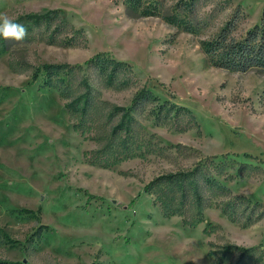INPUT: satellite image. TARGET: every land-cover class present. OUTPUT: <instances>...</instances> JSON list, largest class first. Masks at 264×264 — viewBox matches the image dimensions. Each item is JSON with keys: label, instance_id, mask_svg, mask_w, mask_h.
<instances>
[{"label": "rangeland", "instance_id": "374dc122", "mask_svg": "<svg viewBox=\"0 0 264 264\" xmlns=\"http://www.w3.org/2000/svg\"><path fill=\"white\" fill-rule=\"evenodd\" d=\"M188 1L0 0L15 21L58 11L81 33L68 28L51 45L56 21L45 37L0 53V261L264 264V75L215 68L201 46L231 19L237 39L262 25L264 0H200L194 32L165 18L184 19L176 6ZM98 54L134 74L125 66L110 80L112 69L86 65ZM44 64L81 69L69 80L75 98L89 96L81 126L44 73L32 81ZM143 88L159 100L132 112L131 137L114 136ZM205 165L221 174L201 215L191 199L182 216H166L157 200L164 184L145 192L159 177ZM231 247L252 253L240 260Z\"/></svg>", "mask_w": 264, "mask_h": 264}, {"label": "trees", "instance_id": "16d2710c", "mask_svg": "<svg viewBox=\"0 0 264 264\" xmlns=\"http://www.w3.org/2000/svg\"><path fill=\"white\" fill-rule=\"evenodd\" d=\"M137 3V0H134ZM198 2L200 0H189L188 2H182L176 6V9L183 11L185 13L184 19L177 21V16L165 17L167 23L174 25L177 24L184 28L188 32H194L193 30V21L190 19L192 14L195 12ZM218 3L229 4V1H220ZM237 17H240V9L236 11ZM145 16H160V13L157 11H149L143 13ZM191 15V16H190ZM168 18V19H167ZM58 21L59 25L53 30V33L48 37L47 42L51 45H54L58 42L56 34H62L66 29L73 31V35H80V31L75 30L74 26L68 21L63 19L58 11H44L41 13L28 14L19 17L16 22L21 23L27 28V37L25 40L17 42L12 39L5 40L0 38V53L8 52L17 45L27 44L36 40L41 39L40 37L46 36L53 25L54 22ZM236 28V20H229L222 30L211 40L203 41L201 46L205 56L209 59L211 65L215 68L222 69L229 72H235L240 74H247L249 72H258L264 75V22L262 25L255 27L252 30H249L243 37L237 39L233 36V32ZM39 33V34H38ZM41 33V35H40ZM46 34V35H45ZM40 35V36H36ZM72 35V36H73ZM57 36V35H56ZM75 39L64 40V46H73L78 44V41ZM62 42V41H61ZM86 65L98 69L101 74L107 75L109 69H112L108 76L110 80L113 79V72L118 70L121 67H127L130 73H133V70L128 64L125 63H115L112 65V61L108 59H103L101 54L93 57L86 62ZM80 68H74L70 65H54V64H44L36 69L32 73V81L35 82L39 79L42 73L45 74V85L50 88H56L59 90L61 97L66 101V109L75 116L76 128L81 126L82 122L85 121L88 112L89 96L87 93L80 95L79 97H74V92L71 84L69 83L72 80V75L80 73ZM67 79V80H66ZM70 80V81H69ZM87 86V85H86ZM85 86V87H86ZM87 91L90 90L88 89ZM159 99L154 97L153 94L143 88L137 92L135 95L132 105L129 112H125L123 115L124 122L119 126L115 127L112 131V134L115 136L117 133L124 132L126 134L125 140L128 136H132L130 133V123L133 120L131 117L132 112L136 110L139 106L157 102ZM84 102L83 108L76 110L77 104ZM168 105H162L159 107V115L163 113L164 110L168 109ZM181 111V110H180ZM184 111V110H183ZM79 113V117H76L75 114ZM126 113H129L126 116ZM212 165V164H211ZM213 166V165H212ZM215 169L210 170L207 165L203 168L200 167L192 174H179V175H168L162 176L151 182L145 187V192L148 194H154L152 192L155 188L166 185V189L162 191L164 194H170L167 199L163 193L157 196V200L160 202V206L166 216H182V212L187 209L188 204H191V199L194 201V212L196 215H201V202L202 198L206 197V194L215 193L217 189V181L214 177V172H218L217 175L221 174L219 170L220 167H214ZM201 180V181H200ZM203 184V185H202ZM207 188V193H201V188ZM205 189V188H204ZM178 195V197L176 196ZM212 196V195H209ZM242 200H246L242 198ZM190 202V203H189ZM229 211V209H228ZM30 213L31 211H24ZM202 218V217H201ZM199 219V222L202 219ZM240 253V260L244 259L246 255L251 254L252 251L247 249H236L231 247V251L227 250V253L233 252ZM0 264H21L13 263L9 261H0ZM242 264V263H236Z\"/></svg>", "mask_w": 264, "mask_h": 264}, {"label": "clouds", "instance_id": "9594fccd", "mask_svg": "<svg viewBox=\"0 0 264 264\" xmlns=\"http://www.w3.org/2000/svg\"><path fill=\"white\" fill-rule=\"evenodd\" d=\"M28 33L25 25L16 22L7 15L0 13V38L20 42L26 39Z\"/></svg>", "mask_w": 264, "mask_h": 264}]
</instances>
